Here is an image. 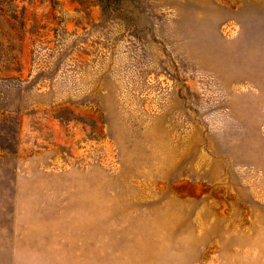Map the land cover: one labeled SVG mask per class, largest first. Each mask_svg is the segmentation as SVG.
I'll return each instance as SVG.
<instances>
[{
  "label": "rangeland",
  "instance_id": "obj_1",
  "mask_svg": "<svg viewBox=\"0 0 264 264\" xmlns=\"http://www.w3.org/2000/svg\"><path fill=\"white\" fill-rule=\"evenodd\" d=\"M0 264H264V0H0Z\"/></svg>",
  "mask_w": 264,
  "mask_h": 264
}]
</instances>
